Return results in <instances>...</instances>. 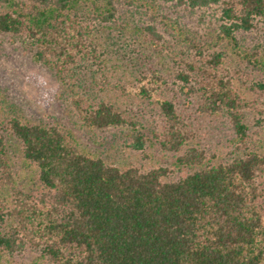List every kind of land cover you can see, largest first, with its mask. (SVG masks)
Listing matches in <instances>:
<instances>
[{"label": "trees", "instance_id": "1", "mask_svg": "<svg viewBox=\"0 0 264 264\" xmlns=\"http://www.w3.org/2000/svg\"><path fill=\"white\" fill-rule=\"evenodd\" d=\"M169 7L218 22L201 35ZM259 28L264 0H0V36L54 74L74 125L115 132L107 155L172 158L120 166L0 89V264H264V43L239 37ZM202 119L231 136L202 145Z\"/></svg>", "mask_w": 264, "mask_h": 264}, {"label": "rangeland", "instance_id": "2", "mask_svg": "<svg viewBox=\"0 0 264 264\" xmlns=\"http://www.w3.org/2000/svg\"><path fill=\"white\" fill-rule=\"evenodd\" d=\"M131 11H128L130 10ZM171 17L178 20L188 29L201 35H206L208 28L217 24L219 11L213 7L205 10L190 11L188 9L168 8ZM125 8L123 11L129 16L134 13L136 21L143 22V11ZM242 43L248 49L262 46L264 43V30L259 28L248 34L239 35ZM122 47L129 51L128 43H121ZM0 89L3 90L9 101L17 104L27 116L31 118L46 119L49 122H61L70 128L80 138L83 147L99 155H109L120 166L130 161H140L142 156L130 155L126 150L115 154L109 152V145L115 140V132L100 133L97 136L87 134L74 125L70 118L69 105L66 100L65 89L54 74L47 68L36 63L33 56L25 51L21 45L8 37L0 36ZM134 110L138 115L150 117V112L145 111L146 105L134 104ZM203 123L198 126L200 143L208 148H216L231 136L228 126L222 121L213 119H202ZM148 158L140 161L145 166L165 165L172 163L170 155L163 153L159 148L147 150ZM32 256L25 259L27 263L32 261Z\"/></svg>", "mask_w": 264, "mask_h": 264}]
</instances>
